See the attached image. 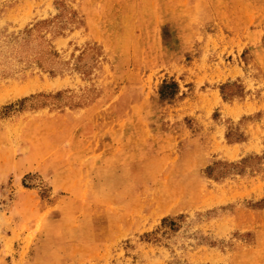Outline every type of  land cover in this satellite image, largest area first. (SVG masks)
<instances>
[{
    "label": "rangeland",
    "instance_id": "obj_1",
    "mask_svg": "<svg viewBox=\"0 0 264 264\" xmlns=\"http://www.w3.org/2000/svg\"><path fill=\"white\" fill-rule=\"evenodd\" d=\"M0 264H264V0H0Z\"/></svg>",
    "mask_w": 264,
    "mask_h": 264
}]
</instances>
